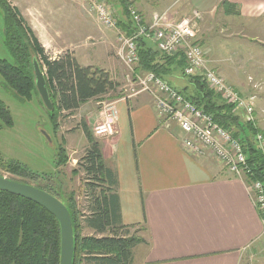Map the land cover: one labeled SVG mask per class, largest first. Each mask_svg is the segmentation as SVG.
Wrapping results in <instances>:
<instances>
[{
	"label": "crops",
	"instance_id": "1",
	"mask_svg": "<svg viewBox=\"0 0 264 264\" xmlns=\"http://www.w3.org/2000/svg\"><path fill=\"white\" fill-rule=\"evenodd\" d=\"M131 3L147 23L163 13L175 22L199 12L202 19L197 39L205 66L222 78L249 68L246 82L223 80L244 98L254 97L255 103V91L264 87V79L258 77L264 63L261 69L257 61L219 55L214 35L217 30L228 31L231 37L227 42L238 33L255 32L264 42L260 37L264 38V0ZM10 5L17 9L50 60L68 51L79 65L103 69L116 83L122 79L124 67L114 52L115 31L102 28L79 0H33L23 9ZM175 8L176 14L171 15ZM116 11L119 22L125 21L118 3ZM240 37L239 41L244 35ZM171 80L178 90L187 86L178 76ZM98 101L89 100L75 111L90 130L104 116L96 107ZM125 108L132 124L130 132L119 116ZM110 110L115 133L101 140L102 157L115 176L121 224L133 226L144 240L133 248L132 264H252L264 255L263 224L245 184L231 177L212 155L194 154L185 145L187 135L175 123L167 127L158 116L151 95L140 93L113 100ZM254 125L264 136L263 107L254 106ZM72 134L86 139L81 124Z\"/></svg>",
	"mask_w": 264,
	"mask_h": 264
},
{
	"label": "trees",
	"instance_id": "2",
	"mask_svg": "<svg viewBox=\"0 0 264 264\" xmlns=\"http://www.w3.org/2000/svg\"><path fill=\"white\" fill-rule=\"evenodd\" d=\"M115 1L121 6L125 19L118 25L129 32L127 2ZM0 11L3 44L12 59L11 62L0 60V76L15 97L29 101L33 94L38 95L32 65L34 60L37 61L53 107L47 113L54 133L58 130V119L62 113L72 114L87 101L101 100L110 94V101L120 98V94L114 95L118 84L107 71L79 65L68 51L58 59L50 60L16 8L7 0H0ZM137 46L139 64L136 71L154 74L210 116L214 124L226 130L243 149L250 170L249 180L259 181L264 186V155L256 142L257 135L263 134L254 122L243 121L241 113L234 111L231 104L210 90L200 78L185 76V60L181 55L167 57L144 39H139ZM172 76H178L187 86L178 90L171 83ZM0 119L5 125H12L9 112L1 101ZM81 129L88 145L83 156L77 160L78 170H73L72 174H77L79 169L84 174L81 191L89 197L86 216L76 206L75 192L64 194L60 186L54 188L51 185L53 176H38L18 163L4 162L1 158L0 169L22 179L42 180L45 182L43 187H34L59 201L58 196L64 197L65 201L61 202L70 214L74 238L72 264H132L133 248L144 240L133 230V226L121 224L116 180L105 165L102 145L85 123L81 124ZM67 160L64 146H58L56 169L64 167ZM16 182L28 185L25 181ZM84 229L93 235L82 236ZM59 261L58 221L37 204L0 191V264H59Z\"/></svg>",
	"mask_w": 264,
	"mask_h": 264
},
{
	"label": "built area",
	"instance_id": "3",
	"mask_svg": "<svg viewBox=\"0 0 264 264\" xmlns=\"http://www.w3.org/2000/svg\"><path fill=\"white\" fill-rule=\"evenodd\" d=\"M79 2L87 13L96 18L102 28L116 33L115 57L129 70L125 77L126 85L119 92L121 98L128 99L140 93L151 95L158 116L167 127L170 123H175L187 135L185 145L194 154L212 155L231 177L245 184L264 231V186L259 181L249 180L250 170L240 143L166 82L152 73L136 71L139 64L138 40L150 41L167 57L181 55L185 60V76L200 78L210 90L231 104L234 111L240 112L246 122L253 123L254 97L244 98L222 77L205 66L204 52L197 39L198 24L202 19L200 13L193 11L190 16L175 22L169 21L167 13H163L147 23L131 0H126L130 21V31L126 32L118 27L116 8L107 0ZM97 106L104 116L93 125L92 134L95 138L112 137L115 133V122L110 110L111 101L102 99ZM256 142L264 155V136L257 135Z\"/></svg>",
	"mask_w": 264,
	"mask_h": 264
},
{
	"label": "rangeland",
	"instance_id": "4",
	"mask_svg": "<svg viewBox=\"0 0 264 264\" xmlns=\"http://www.w3.org/2000/svg\"><path fill=\"white\" fill-rule=\"evenodd\" d=\"M7 1L10 4L16 5L20 9H23L25 3H32L33 0ZM107 1L116 8L117 2L115 0ZM176 7L178 8L179 5H177ZM177 8L172 10L170 14H176ZM243 35L244 37L241 39V41H239L241 38L240 36ZM255 35V32H247L245 34L238 33L237 38L235 36L234 39L228 40L226 42L227 37H231V34H229L228 31L225 33H220L219 30H217L216 34L214 35V41L217 46L216 51L219 53V55L222 54L228 56L229 58L235 57L233 58L235 60L239 56L244 60L248 59L251 61H257V64H259V67L262 69V64L264 63V42H261L263 40H258ZM260 37L261 39H264L262 36ZM71 38L72 40L77 39L76 36ZM0 60H7L9 62L12 61L11 56L7 53L3 44V18L1 11ZM123 69V77L121 80L117 81L118 87L114 95L119 94L120 89L124 88V86L126 85L125 77L127 74H129V70L126 69V67H124ZM247 71H249V68H247V70H242L233 76L223 75V78H227L230 83L232 81L231 78H233L234 81L246 82L248 77ZM250 77H252L253 80L257 79V76L255 75H250ZM258 77L264 79V67L263 72L261 70V74ZM255 93L257 95V99L254 103V106L256 108H264V87H262V90H260L258 87ZM109 96L112 95L110 94ZM109 96L108 98L104 97V99L110 100ZM0 101L8 110L10 119L12 121V125L7 126L0 119V158L4 162L18 163L20 166L25 167L29 172L38 176H53L51 179L52 181L50 182L51 185H53L54 188L60 186V189L64 194L75 192L76 206L78 210L86 216L88 214L86 208L89 202V197L84 196V193H82L81 191L84 182V174L80 169L77 174H72L73 170H78V167L76 165L77 160L83 156L84 151L88 145L86 143V139H84L82 135H80L81 137H78L76 134H72L76 130V127L83 123L82 119L79 117L80 114L76 115V112H73L72 114L66 112L62 113L58 119V130L56 133H54L47 110L41 103L38 95L33 94L31 100L29 101L18 99L9 89L5 87V83L1 76ZM92 104H94V101L92 102ZM73 114L74 116H76L75 118H71ZM119 116L120 120L124 123L126 130L130 132L132 124L127 108L123 109L122 113H120ZM240 117L243 121H245L242 114L240 115ZM90 131L92 132V128ZM103 139L104 138H96V140H98L99 142H101V140ZM60 145L64 146V150L68 160L67 164L64 167H60L57 170L55 161L57 148ZM66 145L67 147H65ZM0 175L7 179L25 181V183L32 187H43V185L45 184V182L42 180L30 181L27 179H22L12 174L6 173L1 169ZM58 198L61 201H65L64 197L62 196H58ZM138 232L139 231H136L137 235ZM81 235L91 236L93 234H91L89 230L84 229ZM260 257V259L251 263L264 264V261L261 260L262 258H264V255H260Z\"/></svg>",
	"mask_w": 264,
	"mask_h": 264
},
{
	"label": "water",
	"instance_id": "5",
	"mask_svg": "<svg viewBox=\"0 0 264 264\" xmlns=\"http://www.w3.org/2000/svg\"><path fill=\"white\" fill-rule=\"evenodd\" d=\"M33 74L35 87L39 98L47 111H52V103L46 89L43 72L36 60L33 61ZM0 191L23 198L37 204L51 214L60 226V261L59 264H72L74 252V238L71 217L64 206L56 197L35 187L12 181L0 175Z\"/></svg>",
	"mask_w": 264,
	"mask_h": 264
}]
</instances>
